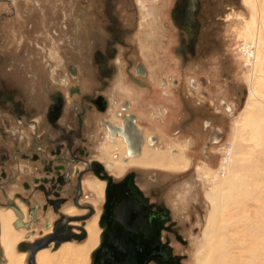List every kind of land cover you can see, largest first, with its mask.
Wrapping results in <instances>:
<instances>
[{"label":"rangeland","instance_id":"obj_1","mask_svg":"<svg viewBox=\"0 0 264 264\" xmlns=\"http://www.w3.org/2000/svg\"><path fill=\"white\" fill-rule=\"evenodd\" d=\"M170 2L0 0V80L17 89L26 107L42 105L48 83L59 81L62 89L75 83L68 75L70 65L96 68L95 52L106 48L113 29L131 30L124 33L125 46L114 44L117 56L126 65L128 54L132 71L139 63L145 62L149 71L162 63L157 80L168 81L177 91L179 120L188 116L182 95L199 112L179 129L194 143L193 153L178 165L145 175V191L169 210L185 241L164 232L174 254L180 255V264H198L197 259L205 264H264V119L260 131L252 122L253 110L261 108L253 89L264 107V67L253 77L242 52L256 35L264 43V0L255 10L244 0H201L195 54L185 62L176 53L179 40L166 41L167 36L175 40L167 13ZM147 40L151 45L143 44ZM145 47L162 55V61L145 60L150 55ZM0 110L3 128L15 131L8 109ZM262 112L264 116V108ZM28 131L24 127L25 135ZM212 137L220 141L213 143ZM4 141L14 142L10 137ZM162 189L166 194L159 193ZM39 201L41 194L34 198ZM48 258L61 264L63 257Z\"/></svg>","mask_w":264,"mask_h":264},{"label":"flooded vegetation","instance_id":"obj_2","mask_svg":"<svg viewBox=\"0 0 264 264\" xmlns=\"http://www.w3.org/2000/svg\"><path fill=\"white\" fill-rule=\"evenodd\" d=\"M170 1L167 13L169 21H172L177 30L174 29L175 40L167 36L166 41L169 40V43L173 44L179 40L176 53L181 55L185 62L190 55L195 54L200 27L198 12L201 0ZM173 4L171 20L170 8ZM137 17H139L138 13ZM125 32L130 33L131 30L113 29L112 39L106 48L96 50L94 55L96 68L93 64L90 66L94 85L91 92L86 93L83 90L80 84V71L75 65H70L68 70L69 77L75 79V83H69L63 89L60 88L59 81L47 84L43 94L45 95L43 108H38L33 103L26 107L25 102L18 98L17 89L13 86L5 87L0 80V109L1 106L8 109V114L16 126L15 131H6L0 123V144L4 146V149L0 147V195L6 199L0 200V206H11L15 210L18 214L16 225L19 226L23 220V211L19 204L8 196L6 186L20 181L29 194L26 197L22 195L18 197H21L27 207H30L32 222L37 220L40 209L43 213L51 211L56 216L52 222L48 220L45 224L48 228L52 227L50 232L29 242L35 243L37 247L34 254L35 264H38V255L41 252H46L49 256L68 257L71 259L70 264H73L75 252L68 249L84 245L90 249L87 264H180V255L174 254L171 239L164 234V232L170 233L178 241L185 242L180 235V228L175 221H171L169 210L161 202L153 200L139 190L136 184L137 175L134 171L120 178L111 174L104 163L92 156L93 146L86 132V129L91 127L89 114L101 115L109 109V102L103 91L108 86L115 69L117 70L114 61L113 63L111 61L116 59L120 62V57L117 56L118 49L114 44L126 45ZM176 57L179 58V56ZM124 58L134 82L144 84L146 69L143 63L137 64L132 71V61L128 58V54L125 53ZM59 77H62L61 72ZM69 105L72 106L68 109ZM188 106L195 111L196 120L199 116L198 110L189 100ZM183 107L186 108L184 105ZM227 107L231 108L228 104ZM186 109L184 111L188 113ZM129 110V102H124L116 112L117 117L121 118L119 124L107 119H100L99 122L106 129V133L101 135L102 138L113 140L116 137H122L126 140L127 148L130 150L129 157L131 156L129 163H132L134 160L131 158H135L140 153L138 149L142 143V134L136 125L135 115ZM35 115L40 119H37ZM184 119L181 118L180 123ZM191 119L190 116L181 124V127L190 124ZM24 127L29 130L28 135H25ZM186 130L187 128L183 133ZM9 137L14 140L11 144L4 141ZM173 139L175 142L179 139V143L174 150L171 148L172 150L168 151L170 153L162 152V156L166 157L165 162L161 163L162 166L178 165L183 160H178L180 156L187 159V153H193L194 143L191 139L182 137L180 134ZM212 141L218 143L220 140L212 137ZM119 160L123 164V157ZM170 160L175 161V164L173 162L172 164ZM24 164L29 168L27 179H22ZM187 166L185 169L182 168L183 171L189 168V165ZM86 174L94 175L96 178L93 181H100L103 187L99 211L94 210L88 202L89 195L84 191ZM167 188H170V185ZM44 189L59 193L57 197L53 194L49 195L50 198L65 199L58 213L47 204ZM166 192L164 189L159 190V193L163 195ZM36 194L43 196L44 201L41 205L39 203L32 205V199ZM75 200L81 205L80 209L87 210L85 214H64L61 208L68 202L75 205ZM125 204L131 205L129 210L133 208L135 212L132 210L130 214L122 213L121 205ZM14 205L16 208L13 207ZM136 210H139L138 214ZM60 214L64 215L62 219ZM66 216H85V219L66 221ZM58 219L60 224L58 228H55L54 222ZM67 225H69L68 228ZM90 226H95L93 230L98 232L97 243L90 240L92 237ZM64 242L67 244H63ZM23 248L26 249L25 246ZM2 260L0 256V261ZM22 262H25V259H22Z\"/></svg>","mask_w":264,"mask_h":264},{"label":"crops","instance_id":"obj_3","mask_svg":"<svg viewBox=\"0 0 264 264\" xmlns=\"http://www.w3.org/2000/svg\"><path fill=\"white\" fill-rule=\"evenodd\" d=\"M174 4L170 8V15ZM173 27L175 28L174 25ZM143 44L151 45V41L147 40ZM144 50L146 53H150L149 56H145V60L147 58L154 60L155 58V60L158 59L162 61V55L158 57L157 52L150 49L148 50L146 47ZM153 55L155 57H153ZM144 63L147 81L143 79L145 83L138 84L131 78L127 63L125 65L121 57L120 62L116 60L114 64L117 66V70L115 69L108 86L103 91L108 99L109 109L105 114L101 115L98 113H90L89 120L91 127H88L86 132L93 146L92 156L104 163L109 172L115 177L120 178L126 173L134 171L137 175L136 184L139 190L145 195H148L145 191L147 187L145 175L152 172L156 173V171L163 168L161 165L163 162L162 152L165 151L170 153L168 151L172 150L171 148L174 150V148L177 147L176 145H178L179 139L175 142L173 141L175 140L173 137L179 134L181 125L179 126L180 120L176 113L179 105L177 91L168 81L162 83L163 80H157L159 75H163V64L160 62L161 64L158 67L156 66L153 70L150 68L149 71L146 63ZM78 70L80 71V84L83 90L86 93L91 92L94 87L91 69L85 67L78 68ZM181 100L182 104L188 109L185 108L189 113V117H192L191 121L194 122L196 116L195 111L188 106V100L184 95H182ZM124 102H129V112L135 115L136 125L142 134V143L138 149L140 153L138 152L139 155L135 158H131V160H134L132 163H129L131 156L129 157L130 150L127 148L126 140L122 137H116L113 140L102 138L101 135L106 133V129L102 127L99 122L100 119H107L115 124H119L121 118L117 117L116 112ZM35 106L43 108V104L39 105V102ZM71 106L72 105H69L68 109L71 108ZM159 112H161V114H159ZM35 116L37 119H40L37 115ZM189 117L185 118L180 124L187 121ZM121 157L124 159L123 164H121L119 160ZM28 172L29 168L24 164L22 179H27ZM94 178L96 177L92 174H86L84 176V191L89 195L87 198L89 199L88 202L93 206L94 210L98 209L99 211L101 208L100 199L103 194V187L100 181H93ZM161 186L162 185H160V187ZM6 190L8 196L13 198L21 207L23 211V220L19 226H17L16 221L18 214L15 210L11 206H0V256L3 259L0 261V264H26L28 252L25 248L20 247L21 243H29L50 232L52 227H46L45 222L47 223L48 220L52 222L56 216H54L51 211L43 213L40 209L37 213V220L32 222L30 207H27L26 203L22 201V198L18 197V195L26 197L29 194L28 191L24 190L21 182L17 181L7 185ZM36 195H34V198ZM34 198L32 199V205L35 204ZM0 200L5 201L6 199L0 195ZM43 201L44 199L41 195V201L38 203L41 205ZM61 211L67 215H83L87 210L80 209L72 202H68L61 208ZM29 219H31V221ZM69 242L71 243V241H68V243ZM63 244H67V242ZM43 253L45 254L46 252ZM57 257H60V255L56 256V258ZM19 259H25V262L20 261L19 263ZM41 260L43 261L44 259Z\"/></svg>","mask_w":264,"mask_h":264},{"label":"bare ground","instance_id":"obj_4","mask_svg":"<svg viewBox=\"0 0 264 264\" xmlns=\"http://www.w3.org/2000/svg\"><path fill=\"white\" fill-rule=\"evenodd\" d=\"M246 3H248L249 5H251L253 8H254V10L256 9V7H257V2L259 1V0H244ZM243 48V47H242ZM242 52H244L245 54L244 55H246L245 57H247V65H250V66H252V76L254 77L255 75H256V72H258V71H260V70H262V68L264 67V43L263 42H261L260 41V37H259V35H256V36H254L253 38H252V41L251 42H246V45H245V47L243 48V51ZM244 57V58H245ZM252 77V78H253ZM254 80V79H253ZM253 89V88H252ZM252 95L254 96V97H256V99L257 100H260L259 101V105L261 106V108H259V107H256L254 110H253V112H252V122H253V124H254V126H255V129L256 130H259L260 131V129H261V126L263 125L261 122L263 121V119H264V116H263V112H262V109L264 108L263 107V103H262V99H260V96H259V94H258V92L257 91H254V89L252 90ZM264 102V101H263ZM164 154V153H163ZM165 155V154H164ZM166 157L165 156H162V161H163V163L165 162V159ZM183 159V157L182 156H180L179 158H178V160H182ZM161 160V159H160ZM170 162H171V160H170ZM173 163L175 162V161H172ZM171 162V163H172ZM179 162V161H178ZM172 163V164H173ZM171 164V165H172ZM175 164V163H174ZM167 165V164H166ZM93 229H95V226H92V227H90V230H91V235H92V237L90 238V240H92L94 243H97L96 241H97V237H98V232L97 231H95V230H93ZM89 240V241H90ZM92 242V243H93ZM91 243V242H90ZM88 246H86V245H84V246H80V247H74L73 249H68L69 251H73V252H75V254H74V256L76 257V259H75V263H73V264H82V261L84 260V259H86V256H88V254H89V251H90V249H88L87 248ZM90 247H91V245H90ZM72 254V253H71ZM200 256V255H199ZM41 257V258H40ZM43 257V258H42ZM48 257H50L47 253H43V252H41L39 255H38V258H39V262H38V264H51V263H53V262H51L50 263V258H48ZM63 258H62V262H61V264H70V263H68L67 261H66V258H64V256H62ZM18 258V257H17ZM53 258V257H52ZM51 258V259H52ZM200 258V257H199ZM202 258V257H201ZM41 259H44L43 261L41 260ZM198 260V264H205V262H204V259H197ZM234 260V259H233ZM18 261V260H17ZM20 261L22 262V259L20 260L19 259V263H20ZM68 261H70V260H68ZM212 261H214V260H212ZM216 261V260H215ZM214 261V262H215ZM211 262V261H210ZM223 263V262H222ZM232 263H234V262H232ZM213 264V263H212Z\"/></svg>","mask_w":264,"mask_h":264},{"label":"water","instance_id":"obj_5","mask_svg":"<svg viewBox=\"0 0 264 264\" xmlns=\"http://www.w3.org/2000/svg\"><path fill=\"white\" fill-rule=\"evenodd\" d=\"M44 191H45V195H46V197H47V199H46V201H47V204L48 205H51L52 207H53V209H54V211L56 212V213H58L59 212V208H60V205L63 203V202H65V199H63V198H50L49 197V195H54L55 197H57L58 195H59V193H57V192H54V193H52L51 191H48V190H46V189H44ZM74 203H75V205L76 206H78V207H80L81 205L78 203V201L77 200H75L74 201ZM129 206H131V205H127V204H125V205H121V211H122V213H129L130 214V211L132 212V210H134L133 208H131L130 210H129ZM13 207H15L16 208V206L14 205ZM86 207V206H85ZM88 208L89 209H92L90 206H88ZM133 212H135V210L133 211ZM136 212H137V214L139 213V210H136ZM64 217V215L63 214H60V218L62 219ZM65 219H66V221H75V220H82V219H85V216H66L65 217ZM21 220V219H20ZM60 219H58V220H56L55 222H54V226H55V228H58V225L60 224V221H59ZM67 228L69 227V225H67L66 226ZM55 230V229H54ZM56 231V230H55ZM23 246H25L26 247V251L28 252V257H27V259H26V264H35V261H34V254H35V251H36V249H37V247H36V244L35 243H26V242H23V243H21V245H20V247H23Z\"/></svg>","mask_w":264,"mask_h":264}]
</instances>
